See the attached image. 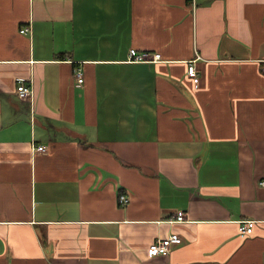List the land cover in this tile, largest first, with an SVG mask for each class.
Segmentation results:
<instances>
[{
  "label": "crops",
  "instance_id": "crops-1",
  "mask_svg": "<svg viewBox=\"0 0 264 264\" xmlns=\"http://www.w3.org/2000/svg\"><path fill=\"white\" fill-rule=\"evenodd\" d=\"M195 2L0 0V264H264V0Z\"/></svg>",
  "mask_w": 264,
  "mask_h": 264
},
{
  "label": "built area",
  "instance_id": "built-area-1",
  "mask_svg": "<svg viewBox=\"0 0 264 264\" xmlns=\"http://www.w3.org/2000/svg\"><path fill=\"white\" fill-rule=\"evenodd\" d=\"M195 6H196V2L195 0H193V7L195 8ZM29 32H30L29 27H24L21 30L22 34H28ZM161 59H162V56L160 54H157V53L152 54L151 52H147V51L141 52L136 49H131L129 51L127 62L128 63H147V62L157 63V62H160ZM263 73H264V67H263ZM188 76L193 81L195 87L198 88L199 83H200V78H199V74L197 72V68L194 63H191L188 66ZM75 77L80 84L84 82V76L81 70L75 71ZM16 92H17L18 97L21 100H27L32 95L31 85L28 84V82L23 79L17 80ZM34 117H35V109L33 107V111L31 112L32 121H34ZM33 148L36 152L46 151V147L38 146L35 143H33ZM259 186L264 188V179L259 181ZM129 201L130 199L127 196V194L125 193L119 194V205L121 207H125L129 203ZM173 220L174 221L171 220L172 223H184L186 221L185 213L179 212L176 218H174ZM255 223L256 222L253 220L239 221L240 236L243 238V237H248L252 235L254 231ZM182 243H183V239L180 235L171 234L167 238H157L152 244H150L147 251L151 257L167 256L170 254L171 249L174 246L180 245Z\"/></svg>",
  "mask_w": 264,
  "mask_h": 264
}]
</instances>
